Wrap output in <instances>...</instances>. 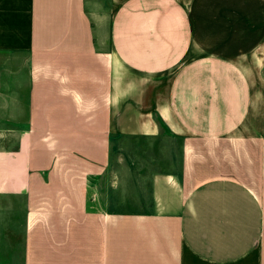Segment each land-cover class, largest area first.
Segmentation results:
<instances>
[{"label":"crops","instance_id":"1","mask_svg":"<svg viewBox=\"0 0 264 264\" xmlns=\"http://www.w3.org/2000/svg\"><path fill=\"white\" fill-rule=\"evenodd\" d=\"M263 39L264 0H0V264H264Z\"/></svg>","mask_w":264,"mask_h":264},{"label":"rangeland","instance_id":"2","mask_svg":"<svg viewBox=\"0 0 264 264\" xmlns=\"http://www.w3.org/2000/svg\"><path fill=\"white\" fill-rule=\"evenodd\" d=\"M260 46L261 47L259 49L258 54L264 57V39L260 44ZM244 66L247 68V70L248 67L251 69L252 75H264V62L261 64H257L255 66L254 65H244ZM115 172L119 173V175L115 176L114 181L117 182L118 181L117 178L120 176V178L125 182V159H120L119 157L115 156Z\"/></svg>","mask_w":264,"mask_h":264}]
</instances>
